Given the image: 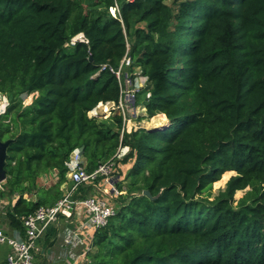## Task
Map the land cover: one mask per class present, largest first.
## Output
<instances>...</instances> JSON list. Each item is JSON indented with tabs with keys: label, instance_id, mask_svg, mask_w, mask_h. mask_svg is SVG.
<instances>
[{
	"label": "trees",
	"instance_id": "obj_1",
	"mask_svg": "<svg viewBox=\"0 0 264 264\" xmlns=\"http://www.w3.org/2000/svg\"><path fill=\"white\" fill-rule=\"evenodd\" d=\"M173 2L0 0V140H10L0 222L9 229L23 235L22 217L61 198L79 150L89 172L132 160L116 213L79 264H264V0ZM80 32L87 43L65 45ZM124 56L132 79L135 69L146 78L136 120L162 114L165 126L122 132L116 111L89 116L118 102V80L101 67ZM120 147L128 152L115 159ZM52 171L57 181L39 185Z\"/></svg>",
	"mask_w": 264,
	"mask_h": 264
},
{
	"label": "built area",
	"instance_id": "obj_2",
	"mask_svg": "<svg viewBox=\"0 0 264 264\" xmlns=\"http://www.w3.org/2000/svg\"><path fill=\"white\" fill-rule=\"evenodd\" d=\"M110 9L118 11L117 4ZM78 41L83 43L88 42L85 35L80 32L73 36L65 45L73 46ZM129 66L130 58L124 56L117 68L106 65L101 67V69L108 68L115 75L119 83L120 93L118 102H108L105 107L109 112L116 111L122 116V132H130L138 128L134 124L135 119L130 110L135 108L133 105L135 94L144 85L140 84V82L135 84V76L132 79L131 74L125 70ZM139 77L145 83L146 78ZM149 96L150 93H147L146 97L148 98ZM98 105L104 104L99 103ZM95 108L89 112V116L97 115L94 112ZM123 149L122 147L118 148L116 154H120ZM68 165L69 170L66 174L68 183L67 186L62 188L63 194L61 198L52 205L40 206L33 213L22 217L23 235L20 232L12 235L0 225V244H5L9 247L4 264H42L38 261V254L41 251L38 240L44 236L50 227L57 226L59 228L61 219L67 224L61 234V243L65 248H69L66 259L67 264H74L79 258H82L81 261L83 262L86 259V254L92 251L95 230L107 224L109 218L116 213L117 207L105 197L88 195L83 199H74L73 195L79 185L95 182L100 176L112 183L113 160L109 159L99 164L95 170L89 172L82 164L80 151L76 150L72 153ZM110 192L120 193L115 188H111ZM2 208L3 204L0 201V212ZM75 211L79 214L77 221L73 219Z\"/></svg>",
	"mask_w": 264,
	"mask_h": 264
},
{
	"label": "rangeland",
	"instance_id": "obj_3",
	"mask_svg": "<svg viewBox=\"0 0 264 264\" xmlns=\"http://www.w3.org/2000/svg\"><path fill=\"white\" fill-rule=\"evenodd\" d=\"M174 0H167V3L169 5H171L173 7V9H176V3L173 2ZM110 12L112 15H115L116 14V11L115 9L114 10H111L110 9ZM132 74L133 73H136L135 75V79H134V82L135 84H138L140 82V84H144V80L141 79V77H139L140 75L138 74L139 71L138 69H135L133 71H130ZM130 74V73H129ZM138 80V81H137ZM138 82V83H137ZM32 99V95L28 96L27 98L25 97L24 98V102L25 103H28L30 102ZM7 105V99L0 95V113L4 112V109H5V106ZM106 104L104 105H98L96 108H95V113H97V115H100V116H103V117H106L108 116L111 111L109 112V110H107V108L105 107ZM101 107V108H100ZM105 107V108H104ZM130 113L132 114V116L134 117V124L136 125V127H146V126H149V124L151 123H154L156 121H161L163 126H164V123L166 124L167 121H166V118H163L160 114L159 115H156L154 117H152L150 120H141V121H137L136 120V117L140 114V113H144V109L141 108L140 106L138 107H135V108H132L130 110ZM164 119V120H163ZM138 122V123H137ZM128 152V149L124 148L120 154H116L117 156H115L114 158L116 159H122L123 156ZM113 173H112V176H117L115 179L111 177V181L112 179L115 180V182L112 181V183L108 182L106 178L102 177L99 179V180H96L95 182H90V187L89 189L85 190V192H89V190L93 189L91 191V195L93 196H98V197H105L110 203L112 204H115V203H119L120 198H118L117 196H119L122 191H120V187L123 188L125 186V182H127V178H126V175L129 171V168L131 167L132 165V160H128L127 162L125 163H122L121 161H116L114 162L113 160ZM234 174L233 172H226L222 175V178L216 182H214L212 184V187H211V191H210V195H209V199H213L214 196L222 189H224L225 187V182L227 181V179L232 175ZM120 178H119V177ZM57 181V176H56V171H53L47 175H44L42 177H40L38 179V184L43 186V187H48L50 186L53 182ZM119 182V183H118ZM118 183V184H117ZM111 188H115L117 189L118 191H120L119 194L117 193H111L110 192V189ZM243 194V191H237L235 196L236 198H239L241 195ZM28 195H26L25 197H27ZM30 197V196H28ZM36 197H32V199H35ZM116 205V204H115ZM82 260V258H81Z\"/></svg>",
	"mask_w": 264,
	"mask_h": 264
},
{
	"label": "crops",
	"instance_id": "obj_4",
	"mask_svg": "<svg viewBox=\"0 0 264 264\" xmlns=\"http://www.w3.org/2000/svg\"><path fill=\"white\" fill-rule=\"evenodd\" d=\"M162 122L156 121L154 123L149 124V127L159 126ZM53 172V171H52ZM56 182V181H55ZM54 183V182H53ZM52 183V184H53ZM67 186V184H63L62 188ZM2 214V213H1ZM78 212L75 211L73 213V219L77 221L78 219ZM60 227L57 228V226L50 227L47 232L38 240V244L41 247V251L38 254V261L42 264H67V252L69 251V248H65L63 244L61 243V234L66 228V225L62 219L60 220ZM0 225L3 229L11 233L12 235H15L18 231H14L12 229L8 228V225L5 221H1ZM19 233V232H18ZM9 251V247L5 244H0V264L5 263V259L7 256V253ZM79 251V250H78ZM81 258L77 260L74 264L81 263Z\"/></svg>",
	"mask_w": 264,
	"mask_h": 264
},
{
	"label": "water",
	"instance_id": "obj_5",
	"mask_svg": "<svg viewBox=\"0 0 264 264\" xmlns=\"http://www.w3.org/2000/svg\"><path fill=\"white\" fill-rule=\"evenodd\" d=\"M102 104V103H101ZM10 140L1 141L0 140V183L5 179V164H6V147L9 144ZM143 194L149 196V192L147 190L143 191Z\"/></svg>",
	"mask_w": 264,
	"mask_h": 264
},
{
	"label": "bare ground",
	"instance_id": "obj_6",
	"mask_svg": "<svg viewBox=\"0 0 264 264\" xmlns=\"http://www.w3.org/2000/svg\"><path fill=\"white\" fill-rule=\"evenodd\" d=\"M101 108V107H100ZM105 108V107H104ZM162 117H163V115L162 114H160ZM164 118V117H163ZM164 120V119H163ZM138 123V122H137ZM168 124V123H167ZM163 126V125H162ZM164 126H165V123H164ZM161 127V126H160ZM144 128V127H143ZM163 128V127H162Z\"/></svg>",
	"mask_w": 264,
	"mask_h": 264
}]
</instances>
